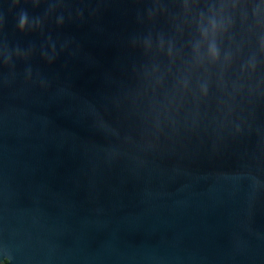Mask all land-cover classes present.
<instances>
[{
  "label": "water",
  "instance_id": "1",
  "mask_svg": "<svg viewBox=\"0 0 264 264\" xmlns=\"http://www.w3.org/2000/svg\"><path fill=\"white\" fill-rule=\"evenodd\" d=\"M264 264V0H0V262Z\"/></svg>",
  "mask_w": 264,
  "mask_h": 264
},
{
  "label": "flooded vegetation",
  "instance_id": "2",
  "mask_svg": "<svg viewBox=\"0 0 264 264\" xmlns=\"http://www.w3.org/2000/svg\"><path fill=\"white\" fill-rule=\"evenodd\" d=\"M23 243L37 245L32 244L31 247L20 251L19 264H84L81 256H72L66 248L59 247L57 239H49L44 236L39 240L24 241ZM7 263H9V259L3 257L0 264Z\"/></svg>",
  "mask_w": 264,
  "mask_h": 264
}]
</instances>
